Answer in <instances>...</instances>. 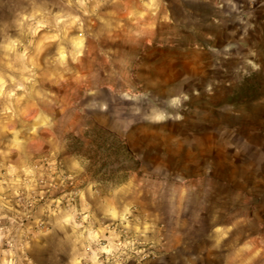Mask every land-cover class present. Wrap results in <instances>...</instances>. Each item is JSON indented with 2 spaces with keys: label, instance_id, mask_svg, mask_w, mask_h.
<instances>
[{
  "label": "rangeland",
  "instance_id": "rangeland-1",
  "mask_svg": "<svg viewBox=\"0 0 264 264\" xmlns=\"http://www.w3.org/2000/svg\"><path fill=\"white\" fill-rule=\"evenodd\" d=\"M263 111L264 0H0V264H264Z\"/></svg>",
  "mask_w": 264,
  "mask_h": 264
},
{
  "label": "crops",
  "instance_id": "crops-1",
  "mask_svg": "<svg viewBox=\"0 0 264 264\" xmlns=\"http://www.w3.org/2000/svg\"><path fill=\"white\" fill-rule=\"evenodd\" d=\"M261 124L262 126H264V111L261 114ZM252 147L254 145V147H257L256 149L253 147H249V151H251V167H252V173L256 174L261 172L262 176L264 177V144L262 143V141L256 140L253 141L251 143ZM245 145H248L245 143ZM256 145V146H255ZM258 212L260 213L259 217H263L264 216V206L262 207H258Z\"/></svg>",
  "mask_w": 264,
  "mask_h": 264
}]
</instances>
